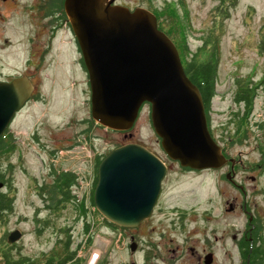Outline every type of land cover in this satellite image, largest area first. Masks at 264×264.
Instances as JSON below:
<instances>
[{"label":"rangeland","instance_id":"obj_1","mask_svg":"<svg viewBox=\"0 0 264 264\" xmlns=\"http://www.w3.org/2000/svg\"><path fill=\"white\" fill-rule=\"evenodd\" d=\"M116 1L132 9L144 7L157 15V24L169 33L183 65L194 52L197 61L210 58L212 43L202 46L205 38L218 43L216 94L211 105L217 134L224 136L223 147L233 158L241 154L246 166L258 160L261 157L258 146L264 143V126L257 125L264 121V0H237L228 16L218 15L217 0ZM16 2L17 11L10 12V5L0 0V70L2 65L6 71L21 69L26 48L23 41L31 33L36 38L35 53L39 54L34 57L39 62V76L35 81V95L15 114L8 127L6 135L13 141V147L0 153V173L7 181L1 189L13 198L12 210L0 215V255L8 245H13L15 252L20 251L38 263L48 258L57 262L76 248L74 258L66 264H90L92 258L94 264L123 263L127 260L126 241L113 238L115 228L105 218L88 208L89 230L84 232L82 220L76 218L70 206L58 212L44 207L38 186L51 181L48 172L54 168L75 172L79 186L74 192L78 196L89 194L95 176V157L105 156L117 145L137 143L166 158L150 123V105H142L128 132L113 131L95 122L90 115L88 77L73 33L56 23L58 32L50 44L41 15L36 16L34 21L38 25L33 27L29 14L21 7L26 0ZM162 12L165 15L161 17ZM29 25L31 32H28ZM184 43L188 50H182ZM236 79L256 86L253 110L248 117L249 130L241 143L234 141L238 133L230 121L231 111L242 107L233 103ZM49 150H54L55 155L49 154ZM225 170L182 175L171 164L164 189L166 208L163 211L168 217L163 216L158 227L165 234L166 243L170 244L169 239L173 238V246L187 232H195V229L203 232L208 226H214L217 235L240 232L246 217L234 202L232 196L236 191L225 180ZM228 172L231 180L233 173ZM248 173L238 171L236 175L244 179ZM251 184L247 183L250 188ZM258 184L264 188V175ZM227 198L229 204L225 203ZM250 201L249 208H252L254 202L261 203L263 199L251 194ZM175 208L190 215L171 222V217L176 215L169 212ZM204 211L212 212L214 220L204 222L201 219ZM14 229L21 231V237L9 244L6 238ZM68 233L71 234L70 248L65 250ZM231 243L229 238L221 242L223 247L229 248L233 247Z\"/></svg>","mask_w":264,"mask_h":264},{"label":"water","instance_id":"obj_2","mask_svg":"<svg viewBox=\"0 0 264 264\" xmlns=\"http://www.w3.org/2000/svg\"><path fill=\"white\" fill-rule=\"evenodd\" d=\"M115 0H64L90 90V115L113 131H130L144 103L168 158L182 167L217 169L227 158L211 136L200 91L184 71L172 39L156 15ZM33 91L26 76L0 82V137ZM166 166L137 143L110 150L99 162L96 210L110 223L134 227L156 201ZM21 237L14 229L12 244Z\"/></svg>","mask_w":264,"mask_h":264},{"label":"flooded vegetation","instance_id":"obj_3","mask_svg":"<svg viewBox=\"0 0 264 264\" xmlns=\"http://www.w3.org/2000/svg\"><path fill=\"white\" fill-rule=\"evenodd\" d=\"M2 2L6 6L10 5V12L17 11L15 6L17 4L18 7V3L16 0H2ZM114 3L119 2L115 0ZM120 4L123 3L120 2ZM21 7L27 14H29L28 17L31 18L30 23L33 27L38 25L34 21L35 18L37 19L36 16L38 14L41 15L42 20H45V27L47 29L50 44L58 32L57 24H62L67 28L69 33H73L64 11V0H26ZM28 28V32H31L30 25ZM37 31L38 29H36V33H38ZM73 40L76 41L74 34ZM24 42L26 48L21 69L14 72L6 71L5 65H2L3 67L0 70V82H10L16 77L26 76L33 85V91L29 99L26 101V103H28L35 95L37 88L35 81L38 80L37 76H39V62L34 57L39 56V54L37 53L36 55L35 53L36 38L32 36L31 33L25 37L23 44ZM75 43L77 44V41ZM207 116L209 132L214 140L221 146L222 152L227 158V161L223 167L205 170H221L226 168L224 171L225 180H227L229 186L236 191V194L232 197L234 198V202L236 201V204H238V207L242 209V212L246 217V222L243 225V228L239 233L217 235L214 231L215 227L208 226L203 232H197V229L194 230L195 232H187L181 241L173 246V238L169 239L171 242L170 244L166 243L164 241L165 234L159 230L158 227H160L159 224H161L159 220H163V216L164 219L168 217L167 212L163 211V209L166 208L164 205L166 203L164 189L169 178L170 166L171 164L175 165L179 174L182 175L197 173L202 170L182 167L178 161L171 160L167 156L166 158L161 157L155 153L166 166V170L161 180L160 189L150 215L147 218L142 219L138 225L134 227H122L112 224L115 228L113 238L117 241L121 239L126 241L125 247L127 248V260L123 263L117 262V264H264V212L260 210L261 208L264 211V188L258 184L261 177L264 175V143L259 144L258 146L261 157L246 166L242 160L241 154H238L237 157L233 158L229 151L227 149L225 150L223 147V144H226L223 141L224 136L217 134L211 111H209ZM232 159L235 160L232 161ZM229 170L230 173H233L231 180L228 176ZM238 171L243 172V174L247 173V171L249 173L244 175L246 178L241 179L237 178L236 173ZM248 182L252 183L251 188L247 185ZM251 194L258 195L263 199L261 202L262 204L254 202L252 208H249ZM229 202L230 200L227 198L225 203L229 204ZM169 213L176 215V218L171 217V222H173L174 219H186L188 218L186 215H190L189 213L179 211L176 208ZM204 213V216L201 218L204 222L207 223L208 221L214 220L212 212L204 211ZM208 214H211L212 216H208ZM154 234H158V236H155ZM228 238L232 241V248L223 247L221 244V242L226 241ZM142 240L145 242L143 243ZM248 241L255 243V247L246 248L245 245ZM217 245H220L223 248H217ZM259 245H262L263 247L258 248L257 246Z\"/></svg>","mask_w":264,"mask_h":264},{"label":"trees","instance_id":"obj_4","mask_svg":"<svg viewBox=\"0 0 264 264\" xmlns=\"http://www.w3.org/2000/svg\"><path fill=\"white\" fill-rule=\"evenodd\" d=\"M218 3L215 6V10L218 15L230 13V9L234 7L237 3V0H217ZM163 12L160 16H164ZM157 16V15H156ZM158 17V16H157ZM158 28L161 29L158 25ZM165 33L169 36V33L165 31ZM210 39H204L202 46L207 43H212L210 58H207L204 61H197L195 52L192 53L191 57L185 61L183 67L186 75L190 79V81L196 85L200 91L206 117L208 120L209 111H211L212 99L216 94V85H217V74H218V43L214 42V40L209 41ZM217 41V39H215ZM200 46V47H202ZM182 50H188L187 43L181 45ZM82 62V59H81ZM83 64V62H82ZM84 66V65H83ZM256 86L250 85L243 82L242 79L235 80V90L233 92V103L242 105V107L237 108L235 111H231L230 121L233 125H235L234 130L238 133V136L235 137V142H243L247 136V130H249L248 126V117L251 115L253 110V101L256 96ZM257 125L260 128H263L264 121L257 122ZM8 129L4 133V136L0 137V153L11 150L13 147V141L7 138ZM120 145H117V147ZM49 154L54 155V150H49ZM104 157L96 156L95 157V176L92 184V191L90 201L93 203V190L97 181V167L100 160ZM51 177V181L49 183H40L38 188L39 192L42 194L44 200V207L51 211L58 212L60 209L67 208L68 206L75 212L76 218L82 220V229L84 232H88L89 230V222L86 219L87 209L83 201H78L76 195L73 193V187L77 184V174L72 171H57L54 168H50L48 172ZM6 181L3 173H0V215L3 213H7L12 210L13 207V198L8 195L7 191L2 190V184ZM7 182V181H6ZM5 185V184H4ZM8 189L11 188L10 185H7ZM40 194V195H41ZM50 201V204H48ZM108 224L112 225V223L108 222L104 219ZM69 229V228H67ZM71 234H67V237L64 241L65 250L70 248V240ZM13 245H8L4 251L1 252L0 264H66L70 260L74 258L76 253V248L69 253L65 254L61 257L57 262L54 258H48L46 261L42 263H38L34 259L29 256L21 254L20 251L15 252L13 249ZM246 248H254L255 243L247 242L245 245ZM258 248H262V245L257 246Z\"/></svg>","mask_w":264,"mask_h":264},{"label":"built area","instance_id":"obj_5","mask_svg":"<svg viewBox=\"0 0 264 264\" xmlns=\"http://www.w3.org/2000/svg\"><path fill=\"white\" fill-rule=\"evenodd\" d=\"M91 184V183H90ZM77 186H79V181L77 182V184L75 185V187H73V193L76 195V198L78 201H83L85 208L88 210V208L92 209L93 212H96V208L94 205L91 204L90 201V197H91V191H92V184H91V189H90V193L87 195H82V196H78V194H76V192H74L77 188ZM88 212V211H87ZM100 215V214H99ZM101 216V215H100ZM101 218L103 219V217L101 216Z\"/></svg>","mask_w":264,"mask_h":264},{"label":"bare ground","instance_id":"obj_6","mask_svg":"<svg viewBox=\"0 0 264 264\" xmlns=\"http://www.w3.org/2000/svg\"><path fill=\"white\" fill-rule=\"evenodd\" d=\"M95 263V261H94V258H92V260H91V263L90 264H94Z\"/></svg>","mask_w":264,"mask_h":264}]
</instances>
